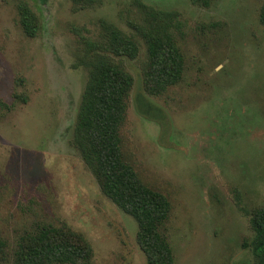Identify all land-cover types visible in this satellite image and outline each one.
Segmentation results:
<instances>
[{
	"label": "rangeland",
	"instance_id": "rangeland-1",
	"mask_svg": "<svg viewBox=\"0 0 264 264\" xmlns=\"http://www.w3.org/2000/svg\"><path fill=\"white\" fill-rule=\"evenodd\" d=\"M264 0H0V264L25 233L51 224L82 234L93 264H147L137 222L101 191L73 145L89 72L84 40L112 24L136 38L122 151L167 196L175 264H253L248 212L264 207ZM37 18L30 37L22 8ZM145 9L175 13L183 80L145 93ZM146 105L144 110L141 107Z\"/></svg>",
	"mask_w": 264,
	"mask_h": 264
},
{
	"label": "trees",
	"instance_id": "trees-1",
	"mask_svg": "<svg viewBox=\"0 0 264 264\" xmlns=\"http://www.w3.org/2000/svg\"><path fill=\"white\" fill-rule=\"evenodd\" d=\"M95 0H76L93 3ZM209 5V0H194ZM146 27L140 31L147 48V65L143 72L145 93L163 95L183 80L185 58L176 33L181 22L175 13L145 9ZM264 30V4L259 14ZM22 26L35 37L37 18L22 8ZM84 66L89 77L73 130V145L97 179L101 191L138 225L137 243L147 264H175V255L165 233L171 217V202L163 193L147 186L125 159L121 129L128 113V101L134 77L122 59L136 60L140 45L112 24L103 27L99 41L84 40ZM146 105L141 107L144 110ZM255 236L249 244L253 264H264V207L248 213ZM7 244L0 240V255ZM93 248L80 233L51 224L25 233L13 254L14 264H93Z\"/></svg>",
	"mask_w": 264,
	"mask_h": 264
}]
</instances>
